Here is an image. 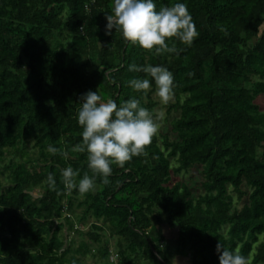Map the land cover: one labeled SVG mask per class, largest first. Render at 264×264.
I'll return each instance as SVG.
<instances>
[{"label":"trees","instance_id":"obj_1","mask_svg":"<svg viewBox=\"0 0 264 264\" xmlns=\"http://www.w3.org/2000/svg\"><path fill=\"white\" fill-rule=\"evenodd\" d=\"M178 2L199 35L156 54L106 34L113 0H0V264H175L149 233L163 224L190 264H220L218 241L264 264V0H154ZM131 63L173 73L169 116L146 155L111 165L108 184L68 193L61 169L93 175L72 151L82 94L155 110L154 80ZM133 78L152 88L137 92Z\"/></svg>","mask_w":264,"mask_h":264},{"label":"clouds","instance_id":"obj_2","mask_svg":"<svg viewBox=\"0 0 264 264\" xmlns=\"http://www.w3.org/2000/svg\"><path fill=\"white\" fill-rule=\"evenodd\" d=\"M106 34L111 30L120 31L125 40L138 44L143 49L156 54L176 52L175 44L166 42L175 38L191 46L199 33L185 3H175L157 10L154 0H113L112 14H106ZM129 72H144L152 78L156 86V95L161 104L168 105L174 100V75L162 65H128ZM130 86L137 92L147 93L151 81L147 78H133ZM81 106L77 112L78 124L82 129V143L72 151L87 153V172L77 180L79 172L71 166L61 169V182L64 190L71 193L77 189L81 196L93 191L97 177L108 184L114 163L123 167L133 157L146 155V148L160 130L163 111L149 110L141 106L140 99L130 98L120 105L111 99L105 100L96 91H87L81 96ZM53 155L67 157L62 149L49 146ZM47 183L51 190H57L54 174L49 173ZM220 264H250V260L239 250H229L220 241L216 245ZM72 264H76L75 261Z\"/></svg>","mask_w":264,"mask_h":264},{"label":"rangeland","instance_id":"obj_3","mask_svg":"<svg viewBox=\"0 0 264 264\" xmlns=\"http://www.w3.org/2000/svg\"><path fill=\"white\" fill-rule=\"evenodd\" d=\"M208 80V76H206L204 78V80L202 81L203 83L206 82ZM189 84L190 83H194V82H197V81H193V80H189L188 81ZM153 96L157 102V105L155 106V110L157 111H163L165 113V116H164V119L162 121H160V125L162 126L165 122V118L169 116V114L167 113V106L169 105H163L161 104L160 102V99L159 97L156 95V91L153 93ZM174 100H175V97H174ZM174 100L172 102H174ZM262 105H264V98L263 99H260L258 100ZM170 102V103H172ZM171 113H175V111H171ZM160 126V127H161ZM167 128H168V125H165ZM189 175L188 173H182V174H179L178 177H181V178H189ZM199 178V177H198ZM198 180V179H197ZM151 237L154 239V240H157L159 238L160 235H164L165 236V240L162 244V249L163 251L165 252V254L174 261L175 264H190V260L187 258V257H183V256H180V255H177L175 253V248H176V239L174 238L175 236V230L174 228H170V227H167L166 225L163 224V226L159 229L155 228V227H152L149 231ZM114 257H115V254L114 253H111V256H110V259L114 260ZM90 259V257H88ZM145 264H150V263H147L145 262Z\"/></svg>","mask_w":264,"mask_h":264}]
</instances>
